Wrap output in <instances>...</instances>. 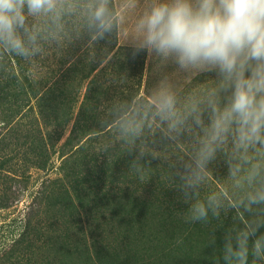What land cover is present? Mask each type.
<instances>
[{
    "label": "trees",
    "instance_id": "trees-1",
    "mask_svg": "<svg viewBox=\"0 0 264 264\" xmlns=\"http://www.w3.org/2000/svg\"><path fill=\"white\" fill-rule=\"evenodd\" d=\"M101 2L55 0L52 11L34 15L25 7L28 31L18 34L28 54L0 42V142L18 137L15 154L0 158V170L14 174L6 169L14 159L19 168L44 170L58 158L59 176L42 199H54L55 224L64 218L83 230L71 237L65 228L54 237L64 264H238L225 259L226 244L235 248L237 237L257 225L264 232V203L249 202L264 192V150L238 156L229 136L199 167L211 123L207 88L182 94L175 116L162 119L139 92L141 75L130 70L139 55L114 53L113 0L105 4L110 27H97ZM51 44L53 66L35 72L32 56L47 55ZM220 101L224 107L227 97ZM175 118L183 123L173 129ZM241 161L256 172L244 190L225 185L223 177ZM199 204L207 216L193 219ZM259 228L248 240L247 264L256 258Z\"/></svg>",
    "mask_w": 264,
    "mask_h": 264
},
{
    "label": "clouds",
    "instance_id": "clouds-1",
    "mask_svg": "<svg viewBox=\"0 0 264 264\" xmlns=\"http://www.w3.org/2000/svg\"><path fill=\"white\" fill-rule=\"evenodd\" d=\"M106 0L96 8L97 27H110L106 19ZM30 15L49 12L55 0H0V42L21 55H27L25 41L18 30L25 27L24 9ZM144 49L164 57L174 58L185 70L215 72L221 78V89L230 92L226 105L210 102V125L205 129L206 139L200 152L198 166L211 158L216 148L228 142L229 136L237 149L264 147V0H166L154 2L150 11L139 21ZM34 40V37H29ZM175 99L164 95L159 104L162 119L175 116ZM195 111V109H193ZM198 126L203 121L198 115ZM182 120H174L177 128ZM239 169L232 171L235 172ZM256 174L255 170L250 173ZM250 204L264 203V192L249 196ZM193 219H203L207 209L194 206ZM256 228L241 233L236 247L226 244L225 259L235 258L238 264H247L248 240ZM264 238L253 245L259 255Z\"/></svg>",
    "mask_w": 264,
    "mask_h": 264
},
{
    "label": "rangeland",
    "instance_id": "rangeland-1",
    "mask_svg": "<svg viewBox=\"0 0 264 264\" xmlns=\"http://www.w3.org/2000/svg\"><path fill=\"white\" fill-rule=\"evenodd\" d=\"M154 2H166V0H113L116 11L114 53L120 51V54L124 53V58H127L128 51L135 50L136 52L133 53L139 55L138 59L131 61L136 64L130 70L136 76L141 75L140 94L159 108L161 98L166 94L174 97L176 105L185 92L207 88V96L210 97L208 103L216 101L222 109L223 104L220 100L228 97L230 92L221 89V78L215 72L182 69L174 58L164 57L141 47L142 33L139 29V21L146 12L150 11ZM107 43H110V39ZM52 45H49L47 55L42 57L39 53H35L32 56L35 72H39L41 66L45 65L48 68L53 66L55 57L52 54H55V50ZM73 121L69 124L67 134ZM15 137L18 138L12 133L10 138L0 142V158L5 154H13L18 143ZM261 149L264 150V147L257 144L254 148L235 147L231 152L239 156L244 151H248L252 156L261 155L263 153ZM52 162V166L44 170L35 167L23 169L19 168L14 159V163L6 168L15 171L11 172L14 174L0 170V264H64L62 257L56 251L59 247H53L54 237L59 231L65 233V228H68L66 232L71 237L83 233L76 222L66 224L67 219L64 218H62L63 223L59 220V224H55L57 208L50 206L55 202L54 199H42L45 188L59 176L60 161L55 156ZM237 168L240 173L236 171L233 175L232 171ZM224 170L225 185H229L230 188L233 186L237 189H245L251 172L244 170L242 161L239 165ZM259 214L264 219V210ZM262 223L264 224V220ZM260 229L261 227L257 231L258 239L264 238V232ZM252 264H264V243L261 244L260 254L256 255Z\"/></svg>",
    "mask_w": 264,
    "mask_h": 264
}]
</instances>
